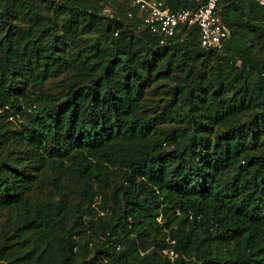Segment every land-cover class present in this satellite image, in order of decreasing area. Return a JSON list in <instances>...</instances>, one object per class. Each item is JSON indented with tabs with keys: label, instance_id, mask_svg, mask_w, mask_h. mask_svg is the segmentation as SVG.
<instances>
[{
	"label": "trees",
	"instance_id": "1",
	"mask_svg": "<svg viewBox=\"0 0 264 264\" xmlns=\"http://www.w3.org/2000/svg\"><path fill=\"white\" fill-rule=\"evenodd\" d=\"M219 7L230 35L206 50L195 25L161 45L129 0H0V208L24 213L0 228V264L70 257L77 219L99 212L107 248L88 264H264V6ZM27 69L43 82L66 74L64 91L29 92ZM166 81L147 111V88ZM65 180L79 195L71 214ZM48 187L59 199L30 211Z\"/></svg>",
	"mask_w": 264,
	"mask_h": 264
},
{
	"label": "rangeland",
	"instance_id": "2",
	"mask_svg": "<svg viewBox=\"0 0 264 264\" xmlns=\"http://www.w3.org/2000/svg\"><path fill=\"white\" fill-rule=\"evenodd\" d=\"M245 6V4H241V9ZM117 5L113 4L107 5L104 9L105 11H115ZM135 36H138V32L135 31ZM97 37L96 33H92L90 35L91 40H95ZM140 45L139 43L134 44L131 50H134ZM25 77H26V88L29 92H34L37 90H46L51 93L52 96H59L64 91L65 87L63 80L66 77V74H60L57 77L49 78L45 82L41 80V77L39 76L38 72L35 69H27L25 71ZM168 81V80H167ZM161 85L159 88V93L155 92L153 88H147V93L145 97V109L147 111L151 112L153 109L156 110L159 107H155L156 105H161L162 102H164L167 99V94L162 93L160 91H163L166 88V85H168V82ZM171 84V82H169ZM155 107V108H154ZM10 121L16 126L20 125H26L28 119L26 115L24 114H16L11 117H9ZM174 144V143H173ZM168 147V146H167ZM224 175L227 177L229 173H227L224 170ZM118 178V177H117ZM64 183H67L68 185L65 187L66 192V198H68L69 204L67 205V214H71L70 206L72 203H75L79 200V195L77 191V187L74 183H70L68 181H64ZM72 189L75 190V192H72ZM96 191H101L99 187H96ZM97 201L96 204L100 202L101 198L99 195H96ZM59 199V196L53 192V189L48 187L44 188L40 193H36L31 196L29 203L27 204V207L30 211H34L35 206L38 204L43 205L45 202H54ZM67 201V202H68ZM81 205H84L82 202ZM95 209H98L97 206H95ZM73 216L69 215L67 218H63L61 221L63 227L72 226L73 224ZM106 218L104 217V214L99 212L94 217H87L84 216L81 219H77V224L81 223L79 226H77L76 229H73L76 232V247H74L70 251V257L66 255V253L62 250L58 253H56L52 257V261L50 264H83L85 261L87 264L91 260V258L96 254L97 250L100 249H106L107 248V238L109 233V227L106 224ZM24 220V213L17 212L13 207H5L0 208V228H13L16 225H19ZM101 222H99V221ZM143 239L146 243L148 256L153 257V254H150L152 251V245H150L151 239L148 237H144ZM17 246H15L17 249L20 246V243H16ZM125 244H121V246H117L116 249H114L115 253H121L126 250ZM112 249V248H111ZM111 249L109 251H111ZM145 253V252H144ZM153 253V252H152ZM165 253V251H164ZM127 254V253H126ZM128 254L133 256L134 250H128ZM98 262L99 263H105L107 261V258L102 253H98L97 255Z\"/></svg>",
	"mask_w": 264,
	"mask_h": 264
},
{
	"label": "built area",
	"instance_id": "3",
	"mask_svg": "<svg viewBox=\"0 0 264 264\" xmlns=\"http://www.w3.org/2000/svg\"><path fill=\"white\" fill-rule=\"evenodd\" d=\"M192 6L170 9L162 0H129L136 6L143 24L159 36L164 45L177 31L179 25L197 26L200 47L206 50L221 49L230 35L229 28L220 16V0H187ZM264 6V0H254ZM128 16L132 13L129 11Z\"/></svg>",
	"mask_w": 264,
	"mask_h": 264
}]
</instances>
